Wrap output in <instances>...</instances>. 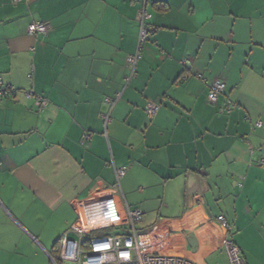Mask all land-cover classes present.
I'll return each mask as SVG.
<instances>
[{
    "label": "crops",
    "instance_id": "crops-1",
    "mask_svg": "<svg viewBox=\"0 0 264 264\" xmlns=\"http://www.w3.org/2000/svg\"><path fill=\"white\" fill-rule=\"evenodd\" d=\"M0 77L49 99L2 100L0 264H52L66 231L124 233L128 208L157 252L230 264L227 238L264 264V0H0Z\"/></svg>",
    "mask_w": 264,
    "mask_h": 264
},
{
    "label": "built area",
    "instance_id": "built-area-1",
    "mask_svg": "<svg viewBox=\"0 0 264 264\" xmlns=\"http://www.w3.org/2000/svg\"><path fill=\"white\" fill-rule=\"evenodd\" d=\"M15 2L19 0H14ZM151 15L143 8L140 12L141 32L140 46L148 38L146 29V19ZM28 32L31 34L46 33L49 30V24L42 20H34L28 25ZM140 52L128 55L127 62L132 65L133 71L137 64ZM202 77L201 74H199ZM227 88L225 81L215 79L209 85L208 101L215 104L221 93ZM18 92L25 94L32 99L38 110H44L49 103V99L37 93L33 88L27 90H19L15 85L5 83L0 77V108L2 100L6 97L16 95ZM107 103L112 108L114 102L110 98H106ZM227 110L231 111L235 106V102L227 99ZM110 108V109H111ZM160 108V104L149 101L145 107L148 119ZM109 116H106L107 121ZM262 121L257 120L256 126L261 127ZM89 135H86L88 137ZM260 165L264 166V158L259 160ZM126 173L125 167H116L117 179ZM129 216V233L121 234H102V235H85L81 232H75L76 237H71L70 232L66 231L60 238L59 258L62 264H196L193 260L180 256L165 254L153 250L149 243L142 240L136 224L141 221L143 211L140 208H128ZM220 225L228 231L231 225L224 215L217 217ZM225 249L228 253L230 264H246L245 257L239 247L231 239H225ZM52 264L57 262L51 256Z\"/></svg>",
    "mask_w": 264,
    "mask_h": 264
},
{
    "label": "trees",
    "instance_id": "trees-1",
    "mask_svg": "<svg viewBox=\"0 0 264 264\" xmlns=\"http://www.w3.org/2000/svg\"><path fill=\"white\" fill-rule=\"evenodd\" d=\"M145 9H146V8H145ZM146 11H147V10H146ZM147 12H148V11H147ZM148 13H149V12H148ZM149 14L151 15V13H149ZM151 17H152V15H151L148 19H146V21H145V23H146V29H147V32H148V38H147L145 41H147V40L149 39L150 34H151L152 31H153V29L150 28V26H149V20L151 19ZM140 23H141V22H140ZM139 37H140V36H139ZM145 41H144V42H145ZM142 43H143V42H142ZM142 43H141V44H142ZM139 46H140V42H139ZM139 57H140V56H139ZM138 59H139V58H138ZM137 61H138V60H137ZM199 74H201L202 77H200ZM196 76H197L198 78L203 79V74H202V73H197ZM225 83H226V82H225ZM226 85H227V84H226ZM224 92H225V91H224ZM224 92H223V93H224ZM221 94H222V93H221ZM221 94H220V95H221ZM219 97H220V96H219ZM119 98H120V97L118 96L116 99H111V100H112V101L114 102V104H115L116 101H117ZM227 99H230V98H227ZM227 99L225 100V105H224L223 108H224V110H225L226 112H231V111L235 108L236 103H235V106L232 108V110H231V111H228V110H227V102H226ZM218 101H219V99H218ZM218 101H217V102H218ZM105 102H107L106 99H105ZM217 102H216V103H217ZM216 103H215V104H216ZM113 106H114V105H113ZM158 110H159V109H158ZM156 113H157V112H156ZM156 113H155V114H156ZM155 114H154V115H155ZM154 115H153V116H154ZM108 118L110 119V116H109ZM261 121H262V120H261ZM262 123H263V121H262ZM254 126L257 127V126H256V121L254 122ZM262 126H263V124H262ZM262 126H261V127H262ZM258 128H259V127H258ZM59 248H60V239H59L58 242L56 243L55 248L52 250V252H51V256H52L53 259L57 262V264H62L61 261H60V258H59Z\"/></svg>",
    "mask_w": 264,
    "mask_h": 264
},
{
    "label": "water",
    "instance_id": "water-1",
    "mask_svg": "<svg viewBox=\"0 0 264 264\" xmlns=\"http://www.w3.org/2000/svg\"><path fill=\"white\" fill-rule=\"evenodd\" d=\"M124 233H129V231L128 230H125V232ZM51 259V258H50Z\"/></svg>",
    "mask_w": 264,
    "mask_h": 264
},
{
    "label": "rangeland",
    "instance_id": "rangeland-1",
    "mask_svg": "<svg viewBox=\"0 0 264 264\" xmlns=\"http://www.w3.org/2000/svg\"><path fill=\"white\" fill-rule=\"evenodd\" d=\"M76 237V236H75Z\"/></svg>",
    "mask_w": 264,
    "mask_h": 264
}]
</instances>
